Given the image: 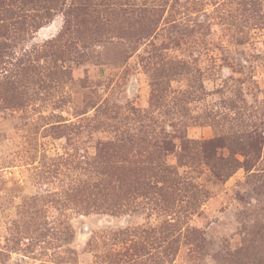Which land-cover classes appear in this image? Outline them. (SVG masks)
Instances as JSON below:
<instances>
[{
	"label": "rangeland",
	"instance_id": "obj_1",
	"mask_svg": "<svg viewBox=\"0 0 264 264\" xmlns=\"http://www.w3.org/2000/svg\"><path fill=\"white\" fill-rule=\"evenodd\" d=\"M27 14L0 29V264H264V0Z\"/></svg>",
	"mask_w": 264,
	"mask_h": 264
},
{
	"label": "trees",
	"instance_id": "obj_2",
	"mask_svg": "<svg viewBox=\"0 0 264 264\" xmlns=\"http://www.w3.org/2000/svg\"><path fill=\"white\" fill-rule=\"evenodd\" d=\"M57 1L58 0H0V19L2 22L5 21V24L2 23L0 26V29L3 31L2 35H4V31L6 30L5 25L7 24H12L13 28L18 34H26L28 31H30L31 25L33 26V24L26 22V18L29 17L27 13L31 10H36L39 8L46 9L48 8V5L55 4ZM126 141L127 144L131 143L130 139H126ZM120 157L121 159L119 162L107 164V166L104 168V179L96 184V188L98 186H105L111 191H114V189L120 191L121 179H119V176L124 174L126 171V173H128L130 171L135 172L137 170L136 167L128 171L132 167L133 163L132 165L130 164L131 160L125 154H121ZM164 168L166 169L164 166L159 167V171L163 170ZM147 186L150 187L148 183ZM122 190L126 192V186H124Z\"/></svg>",
	"mask_w": 264,
	"mask_h": 264
}]
</instances>
